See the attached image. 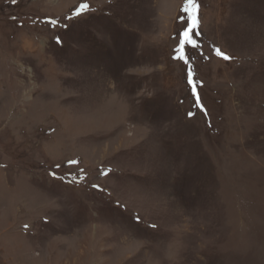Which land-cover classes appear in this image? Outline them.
<instances>
[{
  "label": "rangeland",
  "instance_id": "rangeland-1",
  "mask_svg": "<svg viewBox=\"0 0 264 264\" xmlns=\"http://www.w3.org/2000/svg\"><path fill=\"white\" fill-rule=\"evenodd\" d=\"M194 2L0 0V264H264V0Z\"/></svg>",
  "mask_w": 264,
  "mask_h": 264
},
{
  "label": "snow or ice",
  "instance_id": "snow-or-ice-1",
  "mask_svg": "<svg viewBox=\"0 0 264 264\" xmlns=\"http://www.w3.org/2000/svg\"><path fill=\"white\" fill-rule=\"evenodd\" d=\"M189 6L191 8V15H190V23L188 24L187 29L183 32L182 34V38L180 41V47L177 49L178 52V56L177 59L180 60H184L185 64L188 63L187 59H185V45H188L192 48H197L198 44L195 41V39L193 38V34L196 30V28L198 27V21H197V16H196V12H197V5L195 4L194 0H188ZM187 11V9H186ZM215 54L225 60H229L231 59L229 56H227L226 54H224L220 49H216L215 50ZM188 82L191 84L192 83V77H191V73H189V77H188Z\"/></svg>",
  "mask_w": 264,
  "mask_h": 264
},
{
  "label": "trees",
  "instance_id": "trees-1",
  "mask_svg": "<svg viewBox=\"0 0 264 264\" xmlns=\"http://www.w3.org/2000/svg\"><path fill=\"white\" fill-rule=\"evenodd\" d=\"M45 25V24H44ZM59 26V25H58Z\"/></svg>",
  "mask_w": 264,
  "mask_h": 264
}]
</instances>
